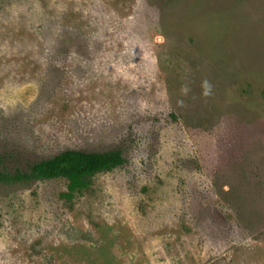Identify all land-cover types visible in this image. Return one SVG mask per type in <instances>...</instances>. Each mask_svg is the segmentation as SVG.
<instances>
[{"label": "rangeland", "instance_id": "obj_1", "mask_svg": "<svg viewBox=\"0 0 264 264\" xmlns=\"http://www.w3.org/2000/svg\"><path fill=\"white\" fill-rule=\"evenodd\" d=\"M0 264H264V0H1Z\"/></svg>", "mask_w": 264, "mask_h": 264}, {"label": "trees", "instance_id": "obj_2", "mask_svg": "<svg viewBox=\"0 0 264 264\" xmlns=\"http://www.w3.org/2000/svg\"><path fill=\"white\" fill-rule=\"evenodd\" d=\"M123 163L122 152L117 149L102 152L66 150L35 163L30 174L36 179H66V196L71 197L87 189L95 174L113 170Z\"/></svg>", "mask_w": 264, "mask_h": 264}]
</instances>
